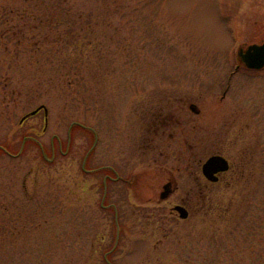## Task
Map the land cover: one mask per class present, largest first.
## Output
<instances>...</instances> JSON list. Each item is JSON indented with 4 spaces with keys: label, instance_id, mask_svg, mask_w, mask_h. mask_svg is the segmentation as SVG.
Returning a JSON list of instances; mask_svg holds the SVG:
<instances>
[{
    "label": "rangeland",
    "instance_id": "1",
    "mask_svg": "<svg viewBox=\"0 0 264 264\" xmlns=\"http://www.w3.org/2000/svg\"><path fill=\"white\" fill-rule=\"evenodd\" d=\"M230 16L264 37V0H0V264H264V71L229 80Z\"/></svg>",
    "mask_w": 264,
    "mask_h": 264
},
{
    "label": "water",
    "instance_id": "2",
    "mask_svg": "<svg viewBox=\"0 0 264 264\" xmlns=\"http://www.w3.org/2000/svg\"><path fill=\"white\" fill-rule=\"evenodd\" d=\"M240 55L243 57V62L245 63L246 67L250 69H261L264 67V44L262 46H252L247 49L245 55H243V52H240ZM42 108L45 109L46 114H48L46 107L42 106L36 111L28 114L25 118L35 115ZM191 108L194 112L198 113V110L195 106H192ZM202 169L206 178H208L210 181L216 182L218 180L216 174L228 171L229 164L225 158L221 156H213L205 162ZM171 194L172 188L171 184L169 183L165 185L164 191L161 193V199L166 200ZM174 210L179 213L180 218L182 219H187L189 216L188 211L182 206H176Z\"/></svg>",
    "mask_w": 264,
    "mask_h": 264
},
{
    "label": "flooded vegetation",
    "instance_id": "3",
    "mask_svg": "<svg viewBox=\"0 0 264 264\" xmlns=\"http://www.w3.org/2000/svg\"><path fill=\"white\" fill-rule=\"evenodd\" d=\"M240 25H241V24H240L239 19H238V18H235V17H233V16H230V17H228V18L225 20V26L228 28V31H229L230 33H232L231 35H232L233 40H234L236 43H238V45H237V52H236V55H235V66H234V68H233V71H231V73H230L229 79H230V78H233L232 76H235V75L238 74L240 71H247V72H252V73H260V72H263V71H264V67L261 68V69H259V70H250V69H248V68L246 67L245 63L243 62V57H242V56L240 55V53H239V52H243V55H245V53H246V51H247L248 48H250V47H252V46H262V45L264 44V37L261 38L260 40H256V41H252V42L241 41V39H240V37H239L238 30H237V28H238ZM237 33H238V34H237ZM164 123H168V121H167V122H164ZM258 123H261V121H259ZM164 134H165V132H164ZM0 152H1V153H5V152H6V153H8V154H10V155H12V156H15V155L11 154V153L9 152V150H8L6 147H3V146H1V145H0ZM18 153H19V152H18ZM18 153H17V154H18ZM19 154H20V153H19ZM16 157H17V156H16ZM223 157H225V158L227 159V161H228V163H229V166H230V169H229L227 172H225V173H221V174L218 175V178H219L218 183L221 182L222 179L224 178V176L227 175V174H229V173L232 171V168H233V163L231 162V159H229V157L226 156V155H223ZM243 159H245V158H243ZM242 166L245 167V166H244V163H242ZM174 177H175L174 174H172V175H171V179H169L167 182L173 180L172 184H173V186L175 187V184H174V183L177 184V180H175ZM202 178H203L204 180H206L204 177H202ZM206 182L209 183V184H213V183L209 182L208 180H206ZM215 184H217V183H215ZM176 189H177V188H176ZM186 207H187V206H186ZM188 210H189V209H188ZM173 213H174V212H173ZM175 215H176V214H175Z\"/></svg>",
    "mask_w": 264,
    "mask_h": 264
}]
</instances>
